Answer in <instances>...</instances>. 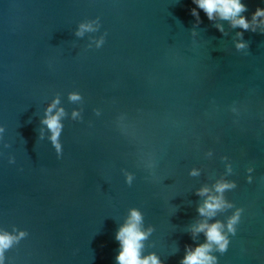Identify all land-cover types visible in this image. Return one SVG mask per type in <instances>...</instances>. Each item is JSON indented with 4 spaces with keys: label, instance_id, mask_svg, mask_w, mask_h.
<instances>
[{
    "label": "water",
    "instance_id": "water-1",
    "mask_svg": "<svg viewBox=\"0 0 264 264\" xmlns=\"http://www.w3.org/2000/svg\"><path fill=\"white\" fill-rule=\"evenodd\" d=\"M242 2L249 20L264 8V0ZM194 7L192 0H0V227L29 233L6 254L13 264H116L115 234L131 209L153 229L143 255L179 264L193 245L191 228L204 219L195 193L224 176L221 156L238 184L225 197L245 214L228 252L212 255L219 264H264V34L258 28L241 38V29L200 10L198 23ZM97 16L100 32L74 35ZM104 32V46L89 48ZM241 42L247 47L238 50ZM72 92L83 99L71 102ZM55 97L65 113L61 159L41 124ZM193 168L199 176L189 175ZM125 173L134 176L131 186Z\"/></svg>",
    "mask_w": 264,
    "mask_h": 264
},
{
    "label": "clouds",
    "instance_id": "clouds-1",
    "mask_svg": "<svg viewBox=\"0 0 264 264\" xmlns=\"http://www.w3.org/2000/svg\"><path fill=\"white\" fill-rule=\"evenodd\" d=\"M192 3L195 7L191 9L190 14L198 23L200 22V11H202L210 22L215 20L228 21L232 28L241 29L242 31L237 33V36L241 38L243 31L256 32L258 28L264 34V8L257 7L249 20L242 15L248 10L242 0H192ZM101 27V19L97 16L87 23L79 24L74 35L83 38L85 33L100 32ZM216 27L223 32L222 26L216 25ZM107 35V32H104L99 40L90 43L89 48H91V44H95L97 50L101 49L106 42ZM236 47L239 50L246 48L247 45L241 42ZM68 98L71 102L83 99L78 92L69 93ZM59 104V97H55L45 110V119L41 121V124L46 125L51 133L49 140L55 150L57 159H61L63 156V145L60 142V137L63 129L61 119L65 115L63 108H58ZM232 111L235 112V109H232ZM96 115H101V112L97 110ZM78 116L79 113L74 111L73 118L75 119ZM238 123L239 119L233 120V124ZM4 132L5 129L0 127V137L4 135ZM39 139H43V136L41 135ZM5 147H8V145H5ZM205 155L208 158H214L212 150L207 151ZM220 161L224 165V176L217 179L211 186L201 187L195 193L202 198L203 202L197 207L196 211L204 219L191 228V236L195 246L185 245V254L179 264H219L218 257L212 255V253L218 252L221 256L227 253L232 239L237 236L238 228L245 214V208L238 207L235 203L226 199L225 193L235 191L238 184L235 180L229 179L234 174L233 163L230 158L221 156ZM8 162L9 164H15L14 157H10ZM255 172L256 169L253 165L246 168L245 182L247 184L256 183ZM189 175L199 176L200 170L193 168L189 171ZM133 179V174L125 173V182L129 186H131ZM225 210L231 213L226 221L216 219L217 214ZM143 219V214L138 209H131L127 220L117 230L115 239L120 245V251L116 256V264H161L154 253L147 256L143 255V242L148 239L153 231L152 228L144 229ZM199 234L204 235L203 243H196V237ZM28 236V231L18 229L15 226L11 228V231L0 227V264H13L11 258L6 254L20 245L21 241L27 239Z\"/></svg>",
    "mask_w": 264,
    "mask_h": 264
}]
</instances>
